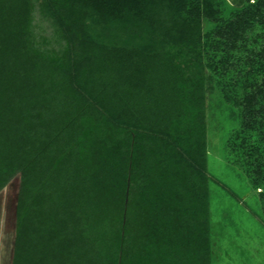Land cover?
Instances as JSON below:
<instances>
[{
    "label": "trees",
    "instance_id": "obj_1",
    "mask_svg": "<svg viewBox=\"0 0 264 264\" xmlns=\"http://www.w3.org/2000/svg\"><path fill=\"white\" fill-rule=\"evenodd\" d=\"M233 3L202 34L209 0H0V191L20 177L12 264H209L208 247L166 228L190 212L208 226L216 85L239 116L227 153L264 195V37L245 77L223 73L264 0Z\"/></svg>",
    "mask_w": 264,
    "mask_h": 264
},
{
    "label": "rangeland",
    "instance_id": "obj_2",
    "mask_svg": "<svg viewBox=\"0 0 264 264\" xmlns=\"http://www.w3.org/2000/svg\"><path fill=\"white\" fill-rule=\"evenodd\" d=\"M233 1L209 0L211 17L202 15V34L212 32L217 22H226L233 17L237 8ZM41 26L45 28V22H42ZM263 37L264 20L256 17L242 33L236 46L225 47L228 62H232V65L223 73L228 77L235 75L237 79L245 77V71L253 65L251 59L263 58L259 51ZM212 40L210 47L215 44L217 38ZM242 66L245 68L241 73H237ZM214 83L216 85V81ZM234 89L232 87V90ZM207 96L203 133L206 150L204 171L207 174L208 226L204 223V218L198 214L196 216V212H190L188 219L184 217L185 223L178 222L179 219L175 216L170 220L172 222L167 224L168 228L163 229L166 228L167 236L173 238L172 240L183 230L185 239L192 240L195 245L208 247L209 264H264V195H261L263 186L252 184L251 178L258 176L254 174L253 168L247 166L250 171L246 170L243 161L245 157L234 159L228 155L225 148V141L239 125L235 106L223 98L217 85ZM178 127L180 125L176 124L169 127V130ZM155 134L153 136H159ZM19 184L20 177L16 175L0 191V264H12ZM197 223L201 225L195 226ZM162 226L163 224L159 223L151 225L150 228L154 233L161 234L162 229L158 228ZM198 237L202 240L201 243H198Z\"/></svg>",
    "mask_w": 264,
    "mask_h": 264
}]
</instances>
